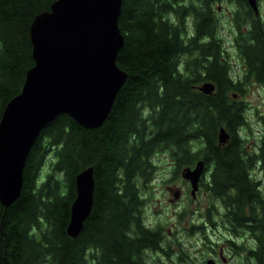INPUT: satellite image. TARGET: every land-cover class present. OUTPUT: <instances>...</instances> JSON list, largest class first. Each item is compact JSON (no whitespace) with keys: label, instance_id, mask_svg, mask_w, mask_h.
<instances>
[{"label":"trees","instance_id":"trees-1","mask_svg":"<svg viewBox=\"0 0 264 264\" xmlns=\"http://www.w3.org/2000/svg\"><path fill=\"white\" fill-rule=\"evenodd\" d=\"M53 1L0 0V117L34 63L31 21ZM215 1L122 0L117 21L124 40L116 62L127 76L100 126L86 128L61 113L41 130L26 157L19 196L0 202V264H149L147 250L169 254L173 244L187 257L175 236L143 222L141 192L162 151L174 165L167 182L200 157L212 165L205 188L223 201L225 240L245 248L247 264H264V192L251 173L258 161L264 172V134L255 148L247 147L240 129L249 124L239 97L252 78L264 82V21L246 0H231L237 5L232 41L248 66L234 79ZM204 80L215 84L213 91L197 87ZM221 126L230 134L222 145ZM89 166L93 205L72 237L66 227L75 176ZM204 213L214 216L209 207ZM187 221L189 233L195 229L208 239L203 223ZM242 230L253 245L237 243Z\"/></svg>","mask_w":264,"mask_h":264},{"label":"water","instance_id":"water-1","mask_svg":"<svg viewBox=\"0 0 264 264\" xmlns=\"http://www.w3.org/2000/svg\"><path fill=\"white\" fill-rule=\"evenodd\" d=\"M247 1L257 12V0ZM121 3L54 0L48 10L32 19L29 32L34 63L27 68L20 91L7 101L0 117V199L6 205L20 194L26 157L44 126L61 113L86 128L100 125L107 116L127 76L116 62L124 40L117 21ZM197 87L209 93L215 85L205 80ZM228 137L221 126L218 141L225 142ZM203 166V159H198L193 167L181 170L191 183L192 195ZM75 188L66 229L72 237L81 231L93 205L92 166L76 174ZM174 195L178 196L179 191ZM206 264L214 262L208 259Z\"/></svg>","mask_w":264,"mask_h":264},{"label":"rangeland","instance_id":"rangeland-1","mask_svg":"<svg viewBox=\"0 0 264 264\" xmlns=\"http://www.w3.org/2000/svg\"><path fill=\"white\" fill-rule=\"evenodd\" d=\"M258 9L262 19H264V0H257ZM216 15L220 16L219 32L224 38V46L228 51L232 70L240 71L241 60L231 44L230 20L231 12L235 8V2L231 0H219L214 3ZM191 29V21L188 25ZM250 104L245 107L250 127L241 128L240 134L246 138L245 143L248 148H255L259 137L264 134V89L253 84L245 96H241ZM255 105V106H254ZM157 171L151 182L147 183V188L141 192V198L144 200L143 207V222L150 225L159 224L163 231L167 232L171 238L174 236L180 241V247L187 252V257L179 252V247L176 244L171 246L169 254L164 250H147L146 256L149 264H205L208 258H213L219 264H247L248 258L244 249L236 250L225 240L229 234L222 225H207L205 223L204 212L207 204V198L202 197L200 201H195L188 190V182L180 175L175 179L168 181L167 178L173 175V163L169 153L162 151L155 155ZM46 165L43 167L46 169ZM263 168V167H262ZM261 164L256 167L258 175H264ZM141 188V184L138 186ZM170 188V189H169ZM262 189L264 191V180L262 181ZM180 190L181 195L174 197L173 191ZM178 213H184V220L178 219ZM203 214V216L201 215ZM189 218L197 224H204V233L208 239L203 237L201 231L189 233L190 227ZM213 218H216L213 216ZM185 227H187L185 229ZM244 239L245 246L253 245L252 238L248 233L242 230L237 234L235 240L238 243ZM175 242V241H174ZM216 242L217 244H213ZM165 244V240H163ZM169 247V246H168ZM167 248V247H166ZM226 258V262H222L219 256V251ZM252 264V261H250Z\"/></svg>","mask_w":264,"mask_h":264},{"label":"flooded vegetation","instance_id":"flooded-vegetation-1","mask_svg":"<svg viewBox=\"0 0 264 264\" xmlns=\"http://www.w3.org/2000/svg\"><path fill=\"white\" fill-rule=\"evenodd\" d=\"M247 1V0H246ZM216 2V1H215ZM214 2V3H215ZM213 3V4H214ZM247 4L250 6V4L248 3V1H247ZM237 7V5H236V3H235V8ZM214 9H215V7H213ZM250 8L255 12V14H258L259 15V17L262 19V17H261V14H260V11H259V9H258V11L256 12L251 6H250ZM216 10V9H215ZM234 10V9H233ZM232 10V11H233ZM259 12V13H258ZM231 15H232V12H231ZM231 17V16H230ZM263 21H264V19H262ZM230 27L231 28H229V30H230V33H231V35H230V37H231V46L233 47V49H235L236 50V52H237V49H236V47H235V44H234V42L232 41V37H233V34H232V31L234 30V26H233V24H232V19L230 20ZM237 54H238V57H239V59L241 60V68H240V71H238V72H235L234 70H232V66H231V64H230V58H229V55L227 56V59H228V61H229V67H230V73H231V75H232V77L234 78V79H237V78H242L245 74H246V72H247V68H248V66H247V64H246V62H245V60L242 58V57H240L239 56V53L237 52ZM200 84V83H199ZM253 84H256L257 86H259V87H261V88H263L264 89V82L263 81H258V80H255V79H251L250 81H248L247 83H244L243 85H244V91H245V93H243L242 95H240L239 97H240V99L243 101V103H244V106L246 107V106H250V104L248 103V102H246V100L244 99V98H242L241 96H245L246 95V93L249 91V88H250V86H252ZM215 85V84H214ZM233 96H237V93H234V95ZM255 106V105H254ZM198 159H203L204 161H205V159L204 158H202V157H200V158H198ZM259 164H260V162L258 161V162H256V165L254 164V168L253 169H251V173L253 174V176H254V178L257 180V179H259V178H261L260 179V187L262 188V181L264 180V175H258V170L256 169V167H259ZM199 187H198V190L196 191V196H195V201H200V199L202 198V197H206L207 198V204H206V206H205V210H206V208L207 207H209L210 208V210H211V214H214V216L216 217V218H213V217H211V218H207V214L206 213H204V218H205V223H207V225L209 224V225H212V224H215V225H218V224H222V221L223 220H225V221H227V219H224L223 218V214H224V208H223V201L221 200V198L220 197H218V196H214V197H212V196H210L209 195V189H206L205 188V186L208 184H212V165L211 164H209V165H207L206 164V161H205V166H204V170H203V172H202V174H201V176H200V179H199ZM170 189V188H169ZM263 190V189H262ZM264 192V191H263ZM201 194V196L202 197H200L199 195ZM205 198V199H206ZM203 199V198H202ZM205 199H203V200H205ZM201 215L203 216V214L201 213ZM146 224V223H145ZM243 239V238H242ZM228 241V244L229 245H231L230 244V242H229V240H227ZM238 243V242H237ZM232 246V245H231ZM219 256H220V258H221V261L222 262H226V258L221 254V249H220V251H219ZM215 261V260H214ZM216 262V261H215ZM217 264H219L218 262H216Z\"/></svg>","mask_w":264,"mask_h":264},{"label":"bare ground","instance_id":"bare-ground-1","mask_svg":"<svg viewBox=\"0 0 264 264\" xmlns=\"http://www.w3.org/2000/svg\"><path fill=\"white\" fill-rule=\"evenodd\" d=\"M258 13H259V12H258ZM111 108H112V106H111ZM111 108H110V109H111ZM109 112H110V110H109ZM109 112H108V114H109ZM108 114H107V115H108ZM106 117H107V116H106ZM106 117H105V119H106ZM105 119H104V120H105ZM104 120H103V121H104ZM103 121H102V123H103ZM102 123H101V124H102ZM101 124H100V125H101ZM100 125H98V126H100ZM98 126H95V127H98ZM44 127H45V126H44ZM44 127H43V128H44ZM43 128H42V129H43ZM42 129H41V130H42ZM40 132H41V131H40ZM38 136H39V134H37V136L35 137L33 143L31 144V147H32L33 144L36 142ZM225 142H226V141H225ZM222 143H224V142H222ZM30 149H31V148H30ZM29 151H30V150H29ZM1 159H2V158H1ZM3 161H4V159H3ZM1 164H2V163H1ZM203 168H204V166H203ZM3 169H4V168H3ZM23 169H24V167H23ZM181 170H182V169H181ZM181 170H180V172H179V173H180L179 175H180L183 179L187 180V182H188L187 184H188V187H189V188H188L189 193H190V195L193 197V199L195 200L196 191L198 190L199 183H198V187H197V189H196V191H195V195H192V194H191V191H190V190H191V183H190V181H189L188 179H186V178H184V177L182 176V174H181ZM0 171H1V169H0ZM3 171H4V170H3ZM202 171H203V170H202ZM201 173H202V172H201ZM200 175H201V174H200ZM152 179H153V178H151V180H149V182H151ZM199 179H200V177H199ZM149 182H148V183H149ZM198 182H199V180H198ZM178 191H179V195H178V196H175V195H174V192H175V191H173V195H174V197H176V198L179 197V196L181 195V191H180V190H178ZM74 200H75V199H74ZM74 200H73V201H74ZM73 201H72V203H73ZM0 202H1L2 204L6 205L3 201H1V199H0ZM72 203H71V205H72ZM211 215H212V214H211ZM69 221H70V219H69ZM68 224H69V222H68ZM68 224H67V227H68ZM67 227H66V229H67ZM75 236H76V235H75ZM75 236H74V237H75ZM221 254H223L222 251H221ZM208 259H212V261L214 262V264H217V263L214 261L213 258H208ZM208 259H207V260H208ZM207 260L205 261V264H206Z\"/></svg>","mask_w":264,"mask_h":264},{"label":"crops","instance_id":"crops-1","mask_svg":"<svg viewBox=\"0 0 264 264\" xmlns=\"http://www.w3.org/2000/svg\"><path fill=\"white\" fill-rule=\"evenodd\" d=\"M250 127V126H249ZM225 129V128H224ZM240 129V128H239ZM226 130V129H225ZM227 131V130H226ZM228 132V131H227ZM229 133V132H228ZM229 138H230V134H229V137H228V139L226 140V142L229 140ZM217 141H218V134H217ZM226 142H224V143H226ZM224 143H220L219 141H218V144H220V145H222V144H224ZM198 159H196L195 160V162L192 164V165H185V166H191V167H193L194 165H195V163H196V161H197ZM204 161V160H203ZM185 166H183L182 168H184ZM204 166H205V161H204ZM181 168V169H182ZM180 169V170H181ZM203 170H204V168H203ZM203 172V171H202ZM202 174V173H201ZM201 176V175H200Z\"/></svg>","mask_w":264,"mask_h":264}]
</instances>
